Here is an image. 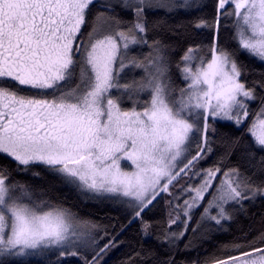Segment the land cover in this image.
<instances>
[{
  "label": "snow or ice",
  "instance_id": "1",
  "mask_svg": "<svg viewBox=\"0 0 264 264\" xmlns=\"http://www.w3.org/2000/svg\"><path fill=\"white\" fill-rule=\"evenodd\" d=\"M0 264H264V0H0Z\"/></svg>",
  "mask_w": 264,
  "mask_h": 264
}]
</instances>
